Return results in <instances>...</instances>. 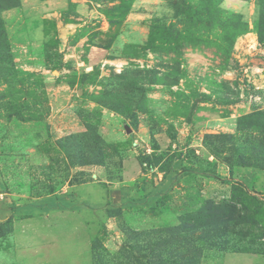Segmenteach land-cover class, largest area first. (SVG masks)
I'll list each match as a JSON object with an SVG mask.
<instances>
[{
	"label": "rangeland",
	"instance_id": "obj_1",
	"mask_svg": "<svg viewBox=\"0 0 264 264\" xmlns=\"http://www.w3.org/2000/svg\"><path fill=\"white\" fill-rule=\"evenodd\" d=\"M200 3L0 0V264H264L258 0Z\"/></svg>",
	"mask_w": 264,
	"mask_h": 264
},
{
	"label": "trees",
	"instance_id": "obj_2",
	"mask_svg": "<svg viewBox=\"0 0 264 264\" xmlns=\"http://www.w3.org/2000/svg\"><path fill=\"white\" fill-rule=\"evenodd\" d=\"M7 1V0H5ZM220 0H201V3L200 5L198 6L197 10L195 12L198 13V15H200V18L203 14V12H208V9L206 10H203L201 11L205 5L209 4V3H214V2H217V4L219 3ZM129 2V3H128ZM134 2V0H120V8H125V11H128L130 10V7H131V4ZM127 3V4H126ZM128 4H129V7H128ZM258 8H259V19H258V22H257V30H258V34L260 36V40L263 41L264 39V0H258ZM234 17V16H233ZM236 17V16H235ZM239 20V24H236L235 26V29L238 27V26H242V21L240 18H238ZM166 197V194L164 196H160L158 198V201L165 198ZM156 205V203H155ZM190 230L192 232L195 233V231L197 230L195 227H191Z\"/></svg>",
	"mask_w": 264,
	"mask_h": 264
},
{
	"label": "crops",
	"instance_id": "obj_3",
	"mask_svg": "<svg viewBox=\"0 0 264 264\" xmlns=\"http://www.w3.org/2000/svg\"><path fill=\"white\" fill-rule=\"evenodd\" d=\"M159 197H160V196H159ZM159 197H158V198H159ZM158 198H157V199H158ZM1 220H2V219H0V221H1Z\"/></svg>",
	"mask_w": 264,
	"mask_h": 264
}]
</instances>
